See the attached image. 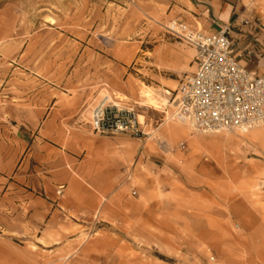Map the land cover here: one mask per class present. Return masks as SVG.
<instances>
[{"label":"rangeland","instance_id":"obj_1","mask_svg":"<svg viewBox=\"0 0 264 264\" xmlns=\"http://www.w3.org/2000/svg\"><path fill=\"white\" fill-rule=\"evenodd\" d=\"M177 5L0 0V264H264V126L172 132L141 95L193 71ZM106 94L147 136L91 131Z\"/></svg>","mask_w":264,"mask_h":264},{"label":"built area","instance_id":"obj_2","mask_svg":"<svg viewBox=\"0 0 264 264\" xmlns=\"http://www.w3.org/2000/svg\"><path fill=\"white\" fill-rule=\"evenodd\" d=\"M167 33L194 49V70L184 77L172 99L181 123L203 135L245 133L264 126V76L240 65L227 30L204 34L174 22ZM87 124L97 135L147 136L133 108L106 98L90 110Z\"/></svg>","mask_w":264,"mask_h":264},{"label":"crops","instance_id":"obj_3","mask_svg":"<svg viewBox=\"0 0 264 264\" xmlns=\"http://www.w3.org/2000/svg\"><path fill=\"white\" fill-rule=\"evenodd\" d=\"M180 2L181 5H177L182 11L179 17L186 27L204 34L227 30L240 65L249 72L264 76V22L247 8L244 0ZM185 66L186 63L182 62L178 67L184 70Z\"/></svg>","mask_w":264,"mask_h":264},{"label":"bare ground","instance_id":"obj_4","mask_svg":"<svg viewBox=\"0 0 264 264\" xmlns=\"http://www.w3.org/2000/svg\"><path fill=\"white\" fill-rule=\"evenodd\" d=\"M190 68L192 69V67H190ZM144 88L145 89H144V91H142L141 95L145 101L146 106H149L155 110H157V109L162 110V108L164 106H170L174 109L172 111L171 117H172V119H175L178 122V124L169 128L168 129L169 131H172V132L178 131V132L182 133V132H185L186 129H189L184 123L180 122L179 118H177L174 104L173 103L170 104L168 99L166 98V96L170 95V92L168 90H164L163 94H161L159 91L154 90L150 87H144ZM104 98H106L108 101H110L112 103H115L114 100L118 99V98H112V96H110L109 94L104 95L102 99H104ZM139 117L141 118L142 116H139ZM171 117L165 118V121L169 120V118H171ZM239 132L244 133L242 131H239ZM245 133H247V132H245ZM216 134H219V133H211V134H205V135H211L212 136V135H216ZM252 140L263 142L264 141V130H259V131L253 132L252 139L250 141H252Z\"/></svg>","mask_w":264,"mask_h":264}]
</instances>
